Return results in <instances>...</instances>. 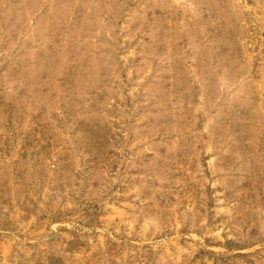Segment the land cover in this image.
Masks as SVG:
<instances>
[{
    "label": "rangeland",
    "instance_id": "1",
    "mask_svg": "<svg viewBox=\"0 0 264 264\" xmlns=\"http://www.w3.org/2000/svg\"><path fill=\"white\" fill-rule=\"evenodd\" d=\"M0 264H264V0H0Z\"/></svg>",
    "mask_w": 264,
    "mask_h": 264
}]
</instances>
